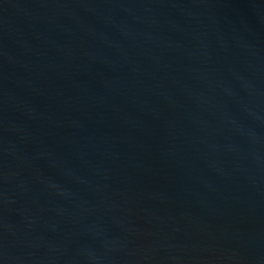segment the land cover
I'll return each instance as SVG.
<instances>
[{"label": "water", "instance_id": "95a60500", "mask_svg": "<svg viewBox=\"0 0 264 264\" xmlns=\"http://www.w3.org/2000/svg\"><path fill=\"white\" fill-rule=\"evenodd\" d=\"M0 264H264V0H0Z\"/></svg>", "mask_w": 264, "mask_h": 264}]
</instances>
